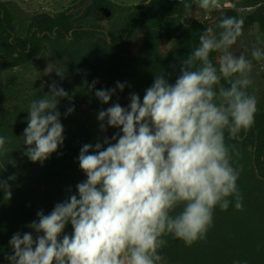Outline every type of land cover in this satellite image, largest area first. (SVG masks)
Masks as SVG:
<instances>
[{
  "label": "clouds",
  "instance_id": "obj_1",
  "mask_svg": "<svg viewBox=\"0 0 264 264\" xmlns=\"http://www.w3.org/2000/svg\"><path fill=\"white\" fill-rule=\"evenodd\" d=\"M184 7L192 13L191 3ZM196 7L208 19L219 0H197ZM243 25L242 18L223 15L199 36L174 84L159 74L142 101L132 93L127 108L117 102L99 111L101 130L111 126L122 134L82 146L78 160L87 179L76 185L78 195L47 215L39 211L28 225L35 237L12 236L10 264H167V237L190 247L207 238L217 208L227 211L234 204L242 210L241 169L233 163L239 153L226 135L238 140L253 126V61L264 60L259 46L251 58L232 51ZM116 87L123 91L125 84ZM50 88L28 108L23 144L32 162L47 160L65 139L58 104L68 93L55 83ZM115 93L96 90L95 96L108 104ZM11 143L0 135V155ZM69 224L72 232L66 234Z\"/></svg>",
  "mask_w": 264,
  "mask_h": 264
},
{
  "label": "trees",
  "instance_id": "obj_2",
  "mask_svg": "<svg viewBox=\"0 0 264 264\" xmlns=\"http://www.w3.org/2000/svg\"><path fill=\"white\" fill-rule=\"evenodd\" d=\"M74 1L88 5L76 11L69 7L54 14L41 12L22 19L8 2L0 0V57L4 58L0 71L32 63L51 50V59L65 75L66 90L73 96L67 103L59 98L64 143L42 163L32 162L24 154L27 145L23 144V137L30 103L49 94L51 89L45 91L40 87L38 93H27L12 86L0 97V135L12 140L7 145L9 151L0 155V181L7 183V187L0 186L1 263L10 264L6 257L13 254L9 241L14 234L37 235L28 225L38 220L39 211L47 215L57 203L64 202L71 194L78 195L75 180L86 175L78 160L82 146L122 134L111 126L102 131L97 117L78 107L74 99L82 98L86 90L95 93L108 90V86L110 90L116 88L112 105L120 103L116 95L128 90L145 93L139 89L152 86L159 74L174 84L181 74L182 60L198 45L199 36L223 15L242 18L243 31L258 25L264 32V0H229L231 5L208 19L194 17L197 0H148L129 5L114 0ZM185 3L193 5L192 13L185 9ZM102 19L108 20L107 25L101 23ZM138 33L154 43L173 42L176 48L161 56L147 71L131 68L107 53L90 57L87 64L79 58L80 49L90 48L101 36L113 50L125 46ZM215 57L213 53L214 63ZM94 81L95 88H90ZM117 82L125 84L123 91L116 87ZM249 91L252 93V88ZM69 108H74L70 114ZM226 141L235 145L239 153L238 157L234 155L233 163L241 169L238 187L243 208L236 210L234 204L227 211L217 208L207 238L190 247L167 237L168 244L162 249L167 264H234L236 261L264 264V108H258L253 126L242 132L238 140L227 139L226 135ZM15 153L25 156L27 166L22 168L13 163ZM12 176L14 180L9 179ZM65 232L71 234L70 224Z\"/></svg>",
  "mask_w": 264,
  "mask_h": 264
},
{
  "label": "rangeland",
  "instance_id": "obj_3",
  "mask_svg": "<svg viewBox=\"0 0 264 264\" xmlns=\"http://www.w3.org/2000/svg\"><path fill=\"white\" fill-rule=\"evenodd\" d=\"M9 3V6L20 16L22 19H28L30 16L48 12L54 14L58 11L74 7V10L84 9L88 3L75 2L74 0H3ZM118 3L124 4H136L145 3L148 0H114ZM231 3L229 0H219V7L212 12H209L208 18L212 17L218 10L229 6ZM252 10V9H251ZM246 9L245 11H251ZM244 11V10H243ZM108 13V12H106ZM205 12L203 9L195 8L194 17L197 19H205ZM101 23L107 25L108 20L102 19ZM261 47L264 50V32H262L258 25H254L248 30L243 31L242 36L238 39L237 44L233 46L232 51L235 55L244 54L246 57L251 58V50L254 47ZM61 48V46H60ZM176 45L173 42L160 41L154 43L145 37L143 33H138L134 38L128 40L125 46H121L118 49L111 50L106 45V39L101 36L100 41L96 44H92L90 48H82L79 51V58L87 64L90 57L102 53L104 55L109 54L111 57H115L118 61L130 65L131 68L138 67L141 70L147 71L149 68L154 67L158 59L174 51ZM66 52V51H65ZM51 50L45 51L40 58L36 59L32 63L16 67L13 70L0 71V97L3 92L14 86L19 90L27 93H38V89L41 87L45 91L51 89L50 86L55 83L58 87H62L68 96L61 98L65 101H72L73 96L66 90V77L59 72L51 59ZM67 56L69 53H65ZM4 58L0 57V64L3 63ZM252 78L254 84L252 87V94L257 97L258 108H264V60L260 62L253 61V74ZM106 89L110 90L108 86ZM138 89V88H136ZM147 89V88H146ZM139 89V90H146ZM86 96L84 97V94ZM136 93L143 100L144 92L127 91L116 95L117 100L122 107L127 108L130 104V95ZM77 95H81L79 92ZM82 98H76L78 107L84 109L88 114H94L98 119L100 110H106L112 106V99L108 104L102 103L96 96L94 91L86 90L82 94ZM72 102V103H73ZM67 103V102H65ZM99 120V119H98ZM120 131V129H118ZM121 132V131H120ZM250 151V150H249ZM13 163L19 167L24 168L27 166V159L22 153L13 154ZM87 179L85 176H78L75 182L78 184ZM6 264V263H0Z\"/></svg>",
  "mask_w": 264,
  "mask_h": 264
},
{
  "label": "crops",
  "instance_id": "obj_4",
  "mask_svg": "<svg viewBox=\"0 0 264 264\" xmlns=\"http://www.w3.org/2000/svg\"><path fill=\"white\" fill-rule=\"evenodd\" d=\"M1 263V262H0ZM6 264H8V263H6Z\"/></svg>",
  "mask_w": 264,
  "mask_h": 264
}]
</instances>
